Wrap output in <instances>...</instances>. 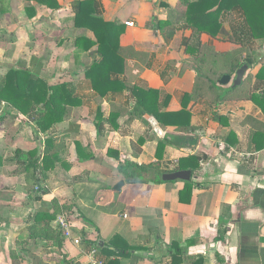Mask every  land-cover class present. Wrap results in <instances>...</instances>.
<instances>
[{
    "label": "crops",
    "instance_id": "obj_1",
    "mask_svg": "<svg viewBox=\"0 0 264 264\" xmlns=\"http://www.w3.org/2000/svg\"><path fill=\"white\" fill-rule=\"evenodd\" d=\"M82 2L88 3L83 20L94 17L119 24L120 51L131 86L158 90L160 104L168 96L164 111L181 110L183 96L193 94L196 87L197 66L185 52L192 32L183 28L186 7L180 0H54L53 6L47 5L49 0H0L1 41L9 34L14 50L26 57L19 61L12 57L9 63L0 55V74L24 64L49 84L76 83L83 100L80 107H69L65 121L55 127L57 143L68 145L63 155L69 168L58 163L40 175L44 191L35 194L23 176H11L15 168H0V195L11 197L10 202L0 200V209L5 202L9 211L0 214V264H87L89 250L116 235L139 247L130 258L117 259L118 264H171L170 254L177 250L193 258L203 256L204 264H264V148L257 151L252 143L253 122L264 124L262 111L248 99L215 102L208 96L190 101L194 128L190 131L161 126L148 115L147 123L128 120L125 109L136 102L130 91L98 101L87 84L86 71L101 56L98 45L89 51L76 46L78 37L97 42L87 21L76 25ZM224 30L230 33L228 25ZM45 37L48 41L39 44ZM213 42L222 52L241 47L226 41L231 47L220 49L216 42L223 41ZM249 49L255 59L249 71L255 75L264 65V41L253 42ZM112 78L127 81L125 75ZM231 79L228 86L219 84V95L233 86L236 77ZM251 83L255 85L256 79ZM113 112L121 113L116 121L109 119ZM100 117L104 124L98 129ZM45 139L35 137L34 144L18 141L16 148L41 149ZM160 141L165 148L158 157ZM78 146L85 157L78 155ZM190 156L207 158L192 177L191 193L181 194L184 181L155 184L125 179L118 172L125 161L158 162L173 171L180 159ZM120 181L125 185L116 199L114 187ZM54 198L75 204L70 222L74 237L84 241L81 247L67 240L62 248L41 240L26 243L37 211H52ZM19 199L25 202L20 205ZM115 209L119 215L110 212ZM99 254L105 264L115 261Z\"/></svg>",
    "mask_w": 264,
    "mask_h": 264
},
{
    "label": "trees",
    "instance_id": "obj_2",
    "mask_svg": "<svg viewBox=\"0 0 264 264\" xmlns=\"http://www.w3.org/2000/svg\"><path fill=\"white\" fill-rule=\"evenodd\" d=\"M38 1L43 2V0ZM52 1L54 0H49L47 5L53 6ZM180 2L186 7V13L182 20L183 28L192 32L191 38L185 42V52L197 66V83L193 94L183 96L182 109L179 111H164L170 98L165 96L160 104L158 90L131 86L129 70L120 51L121 32L117 31L119 24L106 23L94 17L83 20L88 15L85 11L88 3L82 2L76 11V25L87 21L96 32L97 42L85 37H78L76 46L89 51L98 45L101 58L96 60L86 71L87 84L89 89L97 94L96 100L102 101V98L109 94L115 95L119 92L130 91L135 96L136 102L131 105L130 110L125 109L128 120L139 119L147 123L145 116L148 115L155 118L161 126L177 127L182 131L194 129L191 123L192 114L188 110V106L192 99L199 97L209 96L210 99H217L215 102L218 101V98L248 99L253 101L264 114V65L259 67L255 75L249 71L255 65V59L249 46L253 42L264 41V0H180ZM225 25L229 26L231 33V38L226 41L239 45L240 48L227 52L216 49L213 41H220L223 39L220 36L227 34L224 30ZM203 36H208L209 39L204 41ZM243 66H248L249 73L246 72L242 82L238 85L233 84L224 94L219 95L218 91L222 89L219 86L220 80L225 75L231 78L237 77L238 70ZM116 74L125 75L127 81L113 79L112 76ZM253 78L256 79L255 85L251 83ZM0 104L7 105L23 116L25 121L33 127L36 140L46 137L41 149L18 147L10 159L11 166L15 167L10 175L23 176L27 184L32 183L28 189L39 194L40 191H44L40 186V175L51 170L58 163L69 168L63 155L65 151L68 152V145L66 142L57 143L55 127L65 121L69 114V107L83 105L78 85L74 82L49 84L43 77L33 74L24 64H20L18 68H11L5 75L0 74ZM115 107L122 108L121 105ZM120 115V112H113L109 119L116 121ZM101 118L100 124H97L98 129L104 124V119ZM261 127L264 128V124L253 122L255 131L252 143L257 151L264 148V131L259 129ZM164 148L165 142L160 141L157 149L158 157L161 156ZM78 155L85 157L81 154L79 146ZM205 160L207 158L204 156L182 158L173 171L163 169L158 162L138 165L125 161L118 166V172L125 179L152 181L155 184H160L165 183L162 179L165 173L190 171L191 177H193L200 170L201 162ZM4 165L6 164L3 156L0 155V168ZM191 182L192 179L186 182V187L181 194L192 192ZM74 206L75 204L71 200L61 201L54 198L52 211H37L34 223L29 228L26 243L32 245L41 240L50 247L62 248L66 239L56 224V220L59 215L65 214L71 221L70 214L73 212ZM97 246L104 256L115 257L114 262L110 261L106 264H118L117 259L130 258L132 251L139 249V247L127 243L119 235L114 236L108 243L101 242ZM170 258H172L171 264L185 262L191 258L193 264H204L203 256L193 258L180 250L171 253Z\"/></svg>",
    "mask_w": 264,
    "mask_h": 264
},
{
    "label": "rangeland",
    "instance_id": "obj_3",
    "mask_svg": "<svg viewBox=\"0 0 264 264\" xmlns=\"http://www.w3.org/2000/svg\"><path fill=\"white\" fill-rule=\"evenodd\" d=\"M236 22L238 23V20H236ZM2 26V24H0ZM5 25V24H4ZM50 32H53V30L51 29ZM223 39L220 41L223 42H216L217 47L220 49H228L230 48V44H228L226 42L227 37L230 36V33H228V35L223 34ZM12 36L10 37L8 34V37L5 38V41H1V37H0V55L3 57V59H7V61L9 63H11V58L18 56L17 60L19 61L20 59L24 58L26 59V57H20L23 56L24 53H21V50H14V45L12 42L14 39ZM231 38V36H230ZM39 44H43L46 41H48V38H40L39 39ZM23 116H20L19 113L17 111H15L14 109L8 107L5 104H0V155L3 156V160L4 163L6 164V167H12V169H14L15 167L11 166L10 164V159L13 156L14 153V149H16L17 145L16 143L19 141L20 144H29L35 143V133L34 130L31 126H29L27 124V122L25 121V118L23 119ZM25 122H24V121ZM19 144V146H20ZM25 149H28L29 147H27L26 145L22 146ZM8 196L9 198L6 199H1V197H6ZM0 195V200L4 201H8L10 202V195ZM16 201V200H15ZM18 204L22 205L25 201L24 200H17L16 201ZM3 204L4 208L0 209V214H5L8 213L9 211L5 208L6 206ZM109 208V207H108ZM110 209V208H109ZM114 212L110 211L112 214H117L119 215V211L117 209L113 210ZM9 222H6V226H8Z\"/></svg>",
    "mask_w": 264,
    "mask_h": 264
},
{
    "label": "water",
    "instance_id": "obj_4",
    "mask_svg": "<svg viewBox=\"0 0 264 264\" xmlns=\"http://www.w3.org/2000/svg\"><path fill=\"white\" fill-rule=\"evenodd\" d=\"M248 71V66H243L240 70L237 72V77L234 80V85H238L242 82L246 72ZM231 77L228 75H225L221 80H220V85L225 87L230 85L231 83ZM162 179L164 182H175V181H184L188 182L192 179L191 177V172L190 171H176V172H170V173H165L162 176ZM134 181H129V183H133ZM125 182L120 181L115 187V198L118 199L119 193L121 189L124 187Z\"/></svg>",
    "mask_w": 264,
    "mask_h": 264
},
{
    "label": "built area",
    "instance_id": "obj_5",
    "mask_svg": "<svg viewBox=\"0 0 264 264\" xmlns=\"http://www.w3.org/2000/svg\"><path fill=\"white\" fill-rule=\"evenodd\" d=\"M126 25L129 27H133L134 23L127 22ZM56 224L59 226V228L63 232L64 238L67 241L73 242L74 245L76 246H79V247L82 246V244L84 243L83 239L81 237H74L73 225L71 224L70 220L65 214H61L58 216L56 220ZM87 257H88L87 264H105L100 258L98 246L89 250Z\"/></svg>",
    "mask_w": 264,
    "mask_h": 264
}]
</instances>
